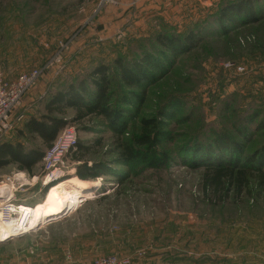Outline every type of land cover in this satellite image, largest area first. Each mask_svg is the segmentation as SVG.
Masks as SVG:
<instances>
[{
  "label": "rangeland",
  "instance_id": "rangeland-1",
  "mask_svg": "<svg viewBox=\"0 0 264 264\" xmlns=\"http://www.w3.org/2000/svg\"><path fill=\"white\" fill-rule=\"evenodd\" d=\"M221 3L198 11L192 0H0V75L14 80L42 69L13 112L0 146L21 143L45 157L49 145L25 129L29 116L46 113L52 96L103 63L117 75L115 59L128 62L152 51L159 33L200 32ZM223 31L211 29L205 34H213L196 48L172 60L175 64L148 89L141 113L123 136L130 140L139 133L142 118L168 122L164 131L173 140L163 148L170 162L164 168L131 169L118 163L116 138L103 120L66 125L53 143L73 127L77 141L93 144L91 160L123 175V183L117 175L104 176L88 181L96 187L77 195H65V183L50 187L62 190L63 214L0 242L2 264H86L107 256L125 264H264V189L256 178L243 193L232 190L221 200H211L203 190L208 166L232 160L230 153L219 157L222 149L210 143L222 130L231 138L225 141L229 150L233 144L243 147L235 165L262 167L251 155L264 158V18ZM115 80L117 99L127 89ZM164 112L172 118L161 117ZM73 114L68 111L66 118ZM199 151L200 157L193 156ZM69 153L60 160L68 178L76 176L79 164ZM44 157L31 174L17 164L0 165V182L8 176L20 180L12 200L45 201L52 190L43 193L44 179L52 167ZM22 173L26 179L19 177Z\"/></svg>",
  "mask_w": 264,
  "mask_h": 264
},
{
  "label": "trees",
  "instance_id": "trees-1",
  "mask_svg": "<svg viewBox=\"0 0 264 264\" xmlns=\"http://www.w3.org/2000/svg\"><path fill=\"white\" fill-rule=\"evenodd\" d=\"M220 6V10H217L212 15L213 17L203 21L202 26L204 25L205 28H200V32L198 30L196 32L195 29L188 34H182L171 29L156 35L157 47L150 52H144L141 57L128 62L123 58L115 59L114 64L118 68L117 75L112 74V68L108 63H103L90 70L83 79L78 81V84H70L52 96L45 106L46 113L39 117L29 116L25 129L32 135L39 136L45 145L51 147L61 129L66 125L101 119L110 127L116 138L117 146L113 152L117 154L118 163L131 169L164 168L170 162L171 157L163 145L173 140L172 135L164 131L168 122L160 118H142L139 133L133 134L130 140H123V136L129 130L130 123L141 113L148 89L172 68L175 64L172 61L174 58L196 48L204 37L213 34L212 32L205 34L211 29L224 30L223 33L226 34L240 25L254 24L264 18V0H222ZM229 22L233 23L235 28L226 29ZM202 30L205 35H201ZM116 78L120 79L122 87L127 89L117 99L112 90ZM114 99L115 102H113ZM68 111L74 112L71 118H66ZM178 113L179 111L175 112L176 115ZM163 116L166 119L172 118L171 114L165 112L161 114V117ZM244 122L246 121L242 119V123ZM226 134V131L222 130V133L215 134L210 142L219 152L220 148L222 149L219 157L230 153L232 159L231 162L211 163L208 166L204 175L203 190L211 200L226 198L232 190L237 194L243 193L244 188L249 186L251 177L256 178L261 190L264 189V158L257 153L251 155L255 157L252 158L253 164L260 163L262 167L235 165L237 159L234 156L238 154L240 157L241 153H244L243 147L233 144L229 150L225 141L231 142V138ZM20 135H23V131H20ZM95 143L101 145L100 139ZM200 147L203 148L205 145ZM93 148V144L87 145L78 141L76 148L69 153L70 160L79 164L76 170L77 177H70L59 183H65V190L68 191V193L65 191V195H77L80 191L92 190L96 184L88 181H96L108 175H117L119 184L123 183V175H119L104 162L91 160ZM210 148L211 146L207 150L209 155L213 153ZM202 153L203 151H199L193 156L200 157ZM43 157L44 154L40 149L35 148L28 151L22 147L21 143L14 145L6 141L0 146L1 166L17 164L18 169L30 174L33 168L41 163ZM250 158L248 157L249 160ZM251 170L257 173L254 174ZM50 187L44 188L43 193H49L52 190ZM49 188L50 190L47 191ZM100 189L104 192L105 188Z\"/></svg>",
  "mask_w": 264,
  "mask_h": 264
},
{
  "label": "built area",
  "instance_id": "built-area-1",
  "mask_svg": "<svg viewBox=\"0 0 264 264\" xmlns=\"http://www.w3.org/2000/svg\"><path fill=\"white\" fill-rule=\"evenodd\" d=\"M42 75V69L32 70L31 72L22 73L14 80H6L0 75V139L9 133V124L13 112L19 107L27 92L38 82ZM78 144L76 140L75 129L69 128L63 132V135L57 142L49 148L44 160L48 162V167L52 169L44 179L45 186H51L59 181L68 178V174L60 164L63 156L74 150ZM48 158V159H47ZM55 158H58L54 161ZM46 167L47 169H49ZM20 180L8 176L1 183H8L15 188L19 185ZM0 204V223L14 225L16 236L23 235L33 230L30 228L31 213L27 208H22L21 202L12 200L7 197ZM2 242V241H0ZM126 261L120 260L117 256L101 257L92 263L86 264H125ZM0 264H2L0 262ZM22 264H29L24 262Z\"/></svg>",
  "mask_w": 264,
  "mask_h": 264
},
{
  "label": "bare ground",
  "instance_id": "bare-ground-1",
  "mask_svg": "<svg viewBox=\"0 0 264 264\" xmlns=\"http://www.w3.org/2000/svg\"><path fill=\"white\" fill-rule=\"evenodd\" d=\"M20 178L26 179V175L24 173L19 175ZM68 179V178H67ZM65 179V180H67ZM56 183L55 185H58L60 182ZM23 182V181H22ZM54 186V184H53ZM62 191V190H61ZM61 191H55L52 190L50 194L47 196L45 201L36 203L34 205H25L23 203H20L22 208H27L28 211L31 213V222H30V228H36L39 226L42 221H46L47 218L58 216L63 214V207L61 204L63 193ZM0 194L1 197L4 199L8 196L11 198L12 194V186L8 183H1L0 184ZM4 199H0V204H2ZM15 233L14 225L11 223H0V241L7 240L11 236H13Z\"/></svg>",
  "mask_w": 264,
  "mask_h": 264
},
{
  "label": "crops",
  "instance_id": "crops-1",
  "mask_svg": "<svg viewBox=\"0 0 264 264\" xmlns=\"http://www.w3.org/2000/svg\"><path fill=\"white\" fill-rule=\"evenodd\" d=\"M176 1H178V0H176ZM184 2H185V0H183ZM193 2H195V3H197V6H198V8H199V10L198 11H201V10H205V5H209V4H212L213 2H215V1H217V0H192ZM177 18H180V17H177ZM180 19H184V16L182 17L181 16V18ZM8 197H10V196H8ZM0 198H3V197H1V194H0ZM7 198V197H6ZM4 199V198H3Z\"/></svg>",
  "mask_w": 264,
  "mask_h": 264
},
{
  "label": "water",
  "instance_id": "water-1",
  "mask_svg": "<svg viewBox=\"0 0 264 264\" xmlns=\"http://www.w3.org/2000/svg\"><path fill=\"white\" fill-rule=\"evenodd\" d=\"M49 187H50V186H49ZM33 229H34V228H33ZM14 236H16V234H14V235H13V236H11V237H14ZM11 237H10V238H11ZM10 238H9V239H10ZM2 242H3V241H2Z\"/></svg>",
  "mask_w": 264,
  "mask_h": 264
}]
</instances>
